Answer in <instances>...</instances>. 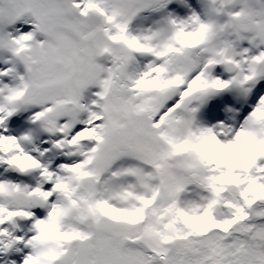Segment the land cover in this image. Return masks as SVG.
<instances>
[{"label": "snow or ice", "instance_id": "obj_1", "mask_svg": "<svg viewBox=\"0 0 264 264\" xmlns=\"http://www.w3.org/2000/svg\"><path fill=\"white\" fill-rule=\"evenodd\" d=\"M0 264H264V0H0Z\"/></svg>", "mask_w": 264, "mask_h": 264}]
</instances>
